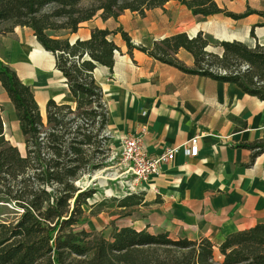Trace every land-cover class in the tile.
Instances as JSON below:
<instances>
[{"label":"trees","instance_id":"obj_1","mask_svg":"<svg viewBox=\"0 0 264 264\" xmlns=\"http://www.w3.org/2000/svg\"><path fill=\"white\" fill-rule=\"evenodd\" d=\"M84 1L0 0V23H9L3 31L14 26L30 29L42 48L54 55L55 67L74 101L72 107L48 99L43 122L30 86L0 61V85L15 111L24 142V152H20L5 139L0 107V202L21 210L15 220L0 222V264H264V221L228 234L217 246L205 238H171L164 231L150 233L131 226L113 227L107 236L77 227L87 209L97 214L106 200L91 202L96 189L77 182L108 165L107 107L92 72L97 65L111 70L116 45L111 40L114 31L108 29L93 28L89 38L72 43L61 32H75L97 12L104 20L124 10L143 15L170 0ZM174 1L192 15L222 14L236 20L256 13L264 18V11L230 13L216 0ZM117 31L128 50L134 48L126 32ZM250 35L254 36L253 28ZM210 41L202 31L191 37L177 32L154 41L151 48H136L184 72L232 82L264 101V45L219 40L215 45L219 50L209 51ZM180 48L191 54L192 67L176 57ZM242 146L253 152L252 157L260 154L264 136ZM111 199L116 201V213L123 215L142 203L140 192ZM159 249L162 255L154 256Z\"/></svg>","mask_w":264,"mask_h":264},{"label":"crops","instance_id":"obj_2","mask_svg":"<svg viewBox=\"0 0 264 264\" xmlns=\"http://www.w3.org/2000/svg\"><path fill=\"white\" fill-rule=\"evenodd\" d=\"M175 6L188 17L200 16L170 0L162 7L146 10L141 17L132 16L138 14L135 11L124 10L116 18L104 20L97 12L65 37L72 43L89 38L93 28L114 31L111 40L116 52L111 70L97 65L92 72L107 107V132L112 147L118 148L121 136L142 132L148 154L158 155L200 134L196 156L178 151L139 189L142 203L146 204L134 205L126 215L112 216L110 212V218L118 217L113 227L164 231L171 238H205L217 246L228 234L264 221V152L252 157L253 152L242 146L264 136V101L232 82L184 72L136 48H151L154 41L177 33L173 23L169 24L161 14L162 9ZM255 16L249 14L236 20L207 16L218 21L213 29L204 24L178 32L191 37L202 31L217 40H238L249 47L264 45V26L253 27L254 36L250 35ZM126 17L130 22L133 17L139 21L135 27H127ZM227 27L234 30L225 31ZM118 28L126 32L134 48L128 50ZM36 39L24 26L0 32V61L30 86L45 122L48 99L72 107L74 101L55 67L54 55ZM176 57L186 67H192L193 58L186 50L178 49ZM2 104H7L10 118L6 120L1 112L4 137L24 152L23 137L12 136V128L19 127L18 121L0 85ZM100 213L104 211L97 214Z\"/></svg>","mask_w":264,"mask_h":264},{"label":"rangeland","instance_id":"obj_3","mask_svg":"<svg viewBox=\"0 0 264 264\" xmlns=\"http://www.w3.org/2000/svg\"><path fill=\"white\" fill-rule=\"evenodd\" d=\"M89 1L90 0H85L84 4L88 3ZM216 2L220 8L225 9L226 11H230V13L231 12L243 13L248 9L257 10V11L264 9V3H262L261 0H216ZM146 12H148V10ZM152 14L155 15L157 13H154L153 11ZM161 14H163L164 18L167 19L169 24L173 23L172 27H173V30L176 32H178V30L181 31L182 28L192 29V28H196L199 26L200 27L204 26V24L208 28L213 29L215 27V22H218V21L212 20L213 18L202 17L201 15L196 16V17H188L185 11L183 12L182 10H179V8H177L176 6L169 7V9H165V10L162 9ZM249 14L255 15L256 13H249ZM249 14H247L246 16H248ZM137 15L140 17L142 16V14L141 15L136 14V13L132 14V16H137ZM221 16H224V15L221 14ZM259 16L260 15H258L257 17V14H256L255 24L264 23V18H262L261 16L259 17ZM224 17H227V16H224ZM138 21L139 20L137 21L134 20V17H133L130 22L128 17H126V26L128 27L132 25L131 27H135ZM183 22H187V23L184 24ZM255 24L252 25V28L255 27ZM8 25L9 23H0V32H4L3 30H6L8 28ZM227 28H225V31L234 30V29H231V27H227ZM61 33L63 36L68 35V31H62ZM206 35L211 38L210 45H208L206 49L209 51H218L219 48L218 46H215V45H216V42L219 40L214 39L209 34H206ZM230 41L232 40H229V42ZM244 67L245 65L242 68ZM0 107H1L2 115L4 116L6 120H8L9 115H8L7 104L6 105L2 104L0 105ZM12 136L14 137V139H17V138L20 139L22 137L19 127H16L15 129L12 128ZM18 142L19 141H16V143ZM107 162H108V165H106L104 168L100 170L95 171L91 175L90 178L84 175L77 182L78 185L82 187L91 185L96 189L94 198L91 200V202H99L104 198L106 199L104 200L105 204H103L102 206V211H104V213L91 215L87 209V211L85 212V218L79 223L77 227L83 228L86 231L102 232L103 234H105V236H107L108 233L111 231V229H113V226H114L113 221L118 219V217L116 216L110 218L111 216L110 212H112L111 213L112 216L113 214L114 215L120 214V213H116V211H118L115 208L116 201L112 200L111 198H116V197L121 198L122 196H124L123 195V192L125 191L124 189H126V187L122 183L123 178L121 176H118L120 175L119 174L120 169H117V166L114 165L111 160H107ZM95 208L96 207H94V209ZM20 211L21 210L19 208L15 207L11 203H7L3 201L0 202V222L8 223L10 221L15 220L16 217L19 215ZM162 253H163L162 249H159L153 255L154 256L162 255ZM215 259L218 261L221 260V256H219L217 252H215Z\"/></svg>","mask_w":264,"mask_h":264},{"label":"built area","instance_id":"obj_4","mask_svg":"<svg viewBox=\"0 0 264 264\" xmlns=\"http://www.w3.org/2000/svg\"><path fill=\"white\" fill-rule=\"evenodd\" d=\"M105 134L110 137L108 132ZM199 138L200 134L196 133L182 145L166 148L158 155H150L144 147L142 132L121 136L118 148L111 146L107 160H111L117 169H120L118 176L123 178L122 183L126 187L123 195L138 192L150 177L159 172L163 164L174 158L178 151L188 156H196Z\"/></svg>","mask_w":264,"mask_h":264}]
</instances>
